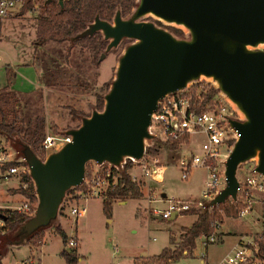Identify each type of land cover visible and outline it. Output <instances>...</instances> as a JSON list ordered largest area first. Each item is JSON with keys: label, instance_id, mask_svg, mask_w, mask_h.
I'll return each mask as SVG.
<instances>
[{"label": "water", "instance_id": "water-1", "mask_svg": "<svg viewBox=\"0 0 264 264\" xmlns=\"http://www.w3.org/2000/svg\"><path fill=\"white\" fill-rule=\"evenodd\" d=\"M66 1L45 0L44 6L56 3L63 11ZM96 34L106 43L100 59L129 41L117 57L102 109L92 108L77 127L63 131L70 141L44 158L21 139L8 138L28 167L36 205L33 216L0 233V252L57 227L66 196L81 186L88 164L118 173L127 160L140 164L159 141L151 130L159 103L201 82L234 110L237 118L226 121L239 135L224 163L225 186L201 213L237 202L241 167L252 166L264 179V0H135L125 16L117 6L111 21L96 13L70 42Z\"/></svg>", "mask_w": 264, "mask_h": 264}, {"label": "rangeland", "instance_id": "rangeland-1", "mask_svg": "<svg viewBox=\"0 0 264 264\" xmlns=\"http://www.w3.org/2000/svg\"><path fill=\"white\" fill-rule=\"evenodd\" d=\"M26 1L29 5H25ZM42 1L18 0L9 15L1 19L0 88L6 86L24 93L19 94L20 103L15 106L22 112L20 115L30 113L42 117L45 119L46 134L49 132L51 135H57L52 131V127L56 126L58 134L62 135L63 131L77 127L80 117L88 116L91 109L96 108L97 98L106 92L104 89L112 79L116 56L122 49L119 48L107 55L98 67L93 65L87 50L81 49L80 46L68 50L66 42L63 44L49 42L41 51L35 41L37 18L44 14L40 8ZM35 55L36 65L41 73L43 72L42 81H46L47 75L41 69L42 64L56 75L53 79L55 87L42 86L36 93L34 89L38 81L30 66ZM40 58L45 63H39ZM199 84L202 86L205 82ZM155 145L159 152L150 158H155L159 165L166 166L162 184L149 182L141 177V166L151 162L149 157H145L143 164L141 162V165L137 164L132 169L139 180L141 191L146 196L145 199H129L124 205L113 202L109 216L103 211L102 198L81 200L78 207L84 208L86 214L78 220L69 215L68 209L74 203L70 199V203L65 205L60 223L69 238L77 237L78 246L75 249H67L54 229L44 231V241L47 244L41 253L34 254L41 259V264H66L60 255L63 249L75 250L79 256L78 264H136V260L144 256L150 258L158 256L170 245V240H174L176 245L179 244L182 227H189L195 217L184 215L174 220H155L148 216L147 211L149 208L165 209L168 199L173 201L202 199L207 174L204 169L197 168L190 172L187 180H181V170L177 162L182 156L181 153L187 154L191 151L190 146L180 148L179 157L168 160L170 154L165 144L158 141ZM249 167L240 168L238 173L240 181L245 178ZM87 168L93 169V165L89 164ZM261 181L264 185V179ZM12 186L15 184L0 187V214L5 215L7 211H11L7 209L8 207H20L27 202L33 206L20 191L14 189L15 193H12V189H9ZM153 190L157 195L165 194L167 199L149 203L148 197L156 198V195L152 194ZM260 199L257 207L254 206L242 218L225 220L226 217L221 213L223 221L225 220L222 230L220 228L222 240L209 245L206 251L201 241H197L192 255L181 256L168 264H200L202 260L206 261V264H220L233 252L239 240L244 243L253 240L257 244L262 234L264 194ZM28 255V244L20 248L9 247L2 252L0 264H17ZM164 263L166 261L162 264Z\"/></svg>", "mask_w": 264, "mask_h": 264}, {"label": "built area", "instance_id": "built-area-1", "mask_svg": "<svg viewBox=\"0 0 264 264\" xmlns=\"http://www.w3.org/2000/svg\"><path fill=\"white\" fill-rule=\"evenodd\" d=\"M17 2L18 0H0V19L7 17ZM210 86L207 83L202 86L195 84L180 94L169 96L159 103L158 110L152 115L151 130L158 136L162 144L166 145L179 138L188 137V143L182 144L181 148L189 145L191 151L187 154L180 151L182 156L177 162L181 170V180H187L190 172L197 168L204 169L207 176L202 199L175 201L168 199L165 210L149 208L147 214L150 217L157 216L160 220H169L173 214L181 216L191 209L199 212L204 209V204L212 200L225 186L224 163L234 142L239 137L236 131L228 128L226 118L236 119L237 115L221 96L217 93L211 94ZM69 141V137L60 134L51 135L47 132L40 149L43 154L42 158L59 150ZM149 159L151 162L141 166L140 175L149 182L161 184L164 180L166 166L159 165L155 158L149 157ZM92 165L93 169L88 168V174L86 171L83 183L76 188L77 190L72 195L74 203L68 210L69 215L75 220L83 218L86 214L84 208L78 207L79 201L94 198L105 199L107 192L113 189L118 181V176L111 172V167L107 166L106 169L102 168L103 166ZM251 168L252 166L248 168L245 178L239 180L236 203L240 202L242 209L239 211L238 218L244 217L254 206L259 204L260 198L264 194V185L261 181L263 178L252 173ZM129 175L133 182L139 183L132 170ZM26 176H28V167L16 155L10 141L0 135V187L15 184L9 189H15V191L25 189L26 185L23 179ZM148 191L150 192L149 187ZM161 201L163 200L160 198L148 197L149 203ZM27 203L20 207L11 206L7 209L23 213L25 217L30 218L34 214L35 206L33 208ZM69 203L70 201H65L62 207L63 212L65 205ZM1 220L0 229L1 232H4V221ZM221 225L222 223L219 221L214 222L212 234L199 237L204 248L217 242ZM77 246L78 242L75 237L69 238L65 244L67 249H75ZM21 264L38 263L29 257ZM220 264H263V260L258 255L256 242L253 240L246 243L241 241Z\"/></svg>", "mask_w": 264, "mask_h": 264}, {"label": "trees", "instance_id": "trees-1", "mask_svg": "<svg viewBox=\"0 0 264 264\" xmlns=\"http://www.w3.org/2000/svg\"><path fill=\"white\" fill-rule=\"evenodd\" d=\"M135 0H70L66 1L63 11L56 3L49 6L48 10H45L43 15L38 18L36 26V42L38 46H46L49 42L56 44H68V50H71L74 46H80L81 49L88 51L91 61L95 67H98L100 62L99 58L104 48V43L101 40L100 34H96L93 37H87L79 40L74 46L69 44V40L77 33L81 32L85 26L90 23L96 13L100 15L103 20L109 21L114 14L117 6H120L123 14H128L134 5ZM25 5H29L26 1ZM31 9V8H30ZM26 10V9H24ZM29 10V8H27ZM0 31H1V19H0ZM182 35V34H181ZM42 71L46 75V81H42L44 87H55L56 75L52 71L48 70L46 65H42ZM43 74V72L41 73ZM108 88V84L104 91ZM211 94H216L213 88L210 86ZM20 103L19 93L5 87L0 89V135L5 138H19L24 143L31 146L39 155H41V144L46 135L45 119L37 115L25 113L20 115V110L16 109V104ZM102 95L97 98L95 107L98 110L102 109ZM74 114V113H73ZM77 115V114H75ZM54 134H58L59 130L56 126L52 127ZM188 143V137H183L175 140L174 142L165 145L170 156L168 160H174L179 157V150L182 144ZM159 152V148L155 145L153 148H148L145 153V157L155 156ZM137 164L130 160H127L124 165L122 173H118L114 168H110L111 172L118 176L116 186L109 190L106 194V198L102 200L103 211L109 216L111 211V205L116 201H125L127 199H137L142 196L141 186L139 183L133 182L129 175V172ZM102 168H108L103 166ZM88 174V168H87ZM26 185L25 189H19L26 199L30 200L33 208L36 204V200L33 195L32 183L28 176L23 179ZM77 189H72L66 196V202L73 199V194ZM12 193H15L11 190ZM242 209L240 202L234 203L227 201L225 205H220L215 208L206 209L203 213L194 209L189 210L185 214L195 215L196 221L189 227L182 231L180 242L175 249L165 248L162 252L153 258H149L146 263L150 264H162L167 261L177 260L181 256H189L196 247V240L201 236H209L213 232V224L216 221L222 223L223 219L221 213L226 218H238L239 211ZM64 216L63 208L60 212V218ZM6 220L4 221L3 231L0 233H8L13 231L19 224L28 219L23 213L16 211H7L5 213ZM61 237L63 244H66L68 238L65 234L61 223L53 228ZM43 232L36 235L28 244L33 246H40L43 241ZM258 255L260 258L264 257V210L262 213V234L261 239L257 241ZM186 252V254H184ZM2 252H0V257ZM61 257L65 260L66 264H78L79 256L75 250L63 249L60 253Z\"/></svg>", "mask_w": 264, "mask_h": 264}, {"label": "crops", "instance_id": "crops-1", "mask_svg": "<svg viewBox=\"0 0 264 264\" xmlns=\"http://www.w3.org/2000/svg\"><path fill=\"white\" fill-rule=\"evenodd\" d=\"M1 61V60H0ZM30 66L32 67V69H33V71H34V73H35V75H36V78H37V83H36V85H35V89H34V93H36V92H38V91H40L41 90V87H42V82H41V71L39 70V68L37 67V66H35V65H33V64H30ZM6 86H4V87H1L0 89H2V88H5ZM13 90V89H12ZM15 92H17V91H15ZM19 94H24V93H22V92H18ZM33 94V93H32ZM154 157V156H153ZM162 184V183H161ZM144 191H146V190H144ZM155 190H153V193L152 194H154V196L156 197V198H160V199H162V200H166L167 199V197H166V195L165 194H160V195H157L155 192H154ZM151 193V192H150ZM145 199L146 198V196L144 195V192L142 191V196L140 197V198H137V199ZM128 200L129 199H127V200H125V201H116V202H118L120 205H124V204H126L127 202H128ZM257 207V206H256ZM166 209V208H165ZM165 209H162V210H165ZM184 215H189V214H183V215H181V216H184ZM192 216H194L195 217V220L191 223V225L196 221V216L195 215H192ZM177 217H180V216H176L174 219H176ZM172 218V217H171ZM169 219V220H174V219ZM152 219H155V220H160L159 219V217H157V216H155V217H152ZM227 219H232V218H226L225 220H227ZM238 219V218H237ZM225 220L223 221V223H222V225H221V230H222V228H223V226H224V223H225ZM190 225V226H191ZM189 226V227H190ZM189 227H182V231H183V229H185V228H189ZM63 228V227H62ZM64 230V229H63ZM182 231L180 232V235L182 234ZM64 232H65V234L67 235V233H66V231L64 230ZM76 239H77V237L76 236H74ZM67 238L69 239V236L67 235ZM71 238V237H70ZM217 238H218V240L217 241H220V240H222V232L219 230V232H218V235H217ZM171 239H172V237H171ZM199 239L200 238H198L197 240H196V242L197 241H199ZM78 240V239H77ZM242 241V240H241ZM240 240H239V242H241ZM243 242V241H242ZM47 244V242L46 241H44V235H43V241H42V243H41V245L40 246H38V247H36V246H33V245H29L28 244V246H29V255H28V257L27 258H29V257H31V258H33L38 264H41V259L37 256V257H35L34 256V254L36 255V253H38V252H42V248L45 246ZM177 245H176V243H175V241L174 240H170V245L168 246V247H166V248H171V249H174L175 247H176ZM208 247V246H207ZM207 247L205 248V251H206V249H207ZM184 254H186V252H184ZM193 254V251L191 252V255ZM145 257L146 256H144V257H142L141 259H138V260H136V264H144V263H146L147 261H148V259L150 258V257H146V259H145ZM26 258V259H27ZM23 261V260H22ZM21 261V262H22ZM21 262L20 263H17V264H21ZM171 262H174V261H167L166 263H164V264H168V263H171ZM200 264H206V261H204V260H202V261H200Z\"/></svg>", "mask_w": 264, "mask_h": 264}, {"label": "flooded vegetation", "instance_id": "flooded-vegetation-1", "mask_svg": "<svg viewBox=\"0 0 264 264\" xmlns=\"http://www.w3.org/2000/svg\"><path fill=\"white\" fill-rule=\"evenodd\" d=\"M30 1H31V0H30ZM44 2H45V0L42 1V3H41V7H40L41 10H42L43 12H44L45 10H48L49 6L51 5V4H49V5H47V6L45 7V6H44ZM52 4H53V3H52ZM44 13H46V12H44ZM122 15L125 16L126 14H123V13H122ZM111 19H112V18H111ZM111 19H110L109 21H111ZM37 22H38V18H37ZM157 24H159V23H157ZM159 25H160V24H159ZM169 30H171V31H172L173 33H175L176 35H181V34H182L181 31L176 30V29H173V28H169ZM35 42H36V41H35ZM68 42H69V44H70L71 46H74L75 43H76V42H75V43L72 44V43L70 42V40H69ZM36 43H37V42H36ZM103 43H104V42H103ZM127 43H129V41H124V42H122V44L120 45L119 48L122 49V48L124 47V45H126ZM104 44H105V45H104V48H103V50H102V53H103V51H104V49H105V46H106V43H104ZM37 46H38V45H37ZM40 48H41V51H43V50H42L43 46H40ZM119 48H118V49H119ZM118 49H117V50H118ZM115 51H116V50H115ZM115 51H111L109 54H111V53H113V52H115ZM120 51H121V50H120ZM87 52H88V51H87ZM119 53H120V52H119ZM109 54H107V55H109ZM101 55H102V54H101ZM101 55H100V57H101ZM107 55H106V56H107ZM118 55H119V54H118ZM118 55L116 56V60H117ZM35 58H36V55H35V57H34V59H33V62H32L31 64L37 66V65H36L37 61H36ZM103 59H104V58H103ZM103 59H100V58H99V62L101 63ZM39 63L42 64V63H45V62H44V60H43L42 58H40V59H39ZM42 65H43V64H42ZM99 65H100V64H99Z\"/></svg>", "mask_w": 264, "mask_h": 264}]
</instances>
